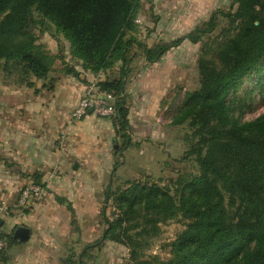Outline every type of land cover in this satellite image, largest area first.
Listing matches in <instances>:
<instances>
[{
  "label": "rangeland",
  "instance_id": "374dc122",
  "mask_svg": "<svg viewBox=\"0 0 264 264\" xmlns=\"http://www.w3.org/2000/svg\"><path fill=\"white\" fill-rule=\"evenodd\" d=\"M238 5L235 0H138L132 27L126 29L124 36L135 39L129 50L130 62L122 69V62L115 60L97 73L85 70L83 62L73 56L64 33L49 19L43 20L36 8L32 9L28 31L50 56V74H72L68 71L74 69L77 73H92L94 82L99 84L124 74V89L116 101L124 102V107L130 101L135 109L134 124L130 125L128 119L127 131L115 144L121 155L105 198L98 202L101 211L94 219L90 217L94 231L77 245L66 240L65 247L56 249V255L63 257L56 264H168L173 258V243L188 223L179 209L180 199L187 194L186 182L202 170L197 157L200 137L190 119L181 123L175 120L186 107L189 95L201 89V60H214L222 67L217 53L240 30L241 22L234 18ZM212 18L215 29L200 41L185 38L159 60H147L149 47L172 43L207 26ZM4 62L0 58L1 66ZM12 66V73H2L0 82L22 89L19 95L43 96V79L30 74L22 63ZM52 81L53 77L49 84ZM226 105L231 118L241 122L264 115V59L230 91ZM136 184L160 185L171 196L168 206L155 209L144 202L134 207L130 201L119 203L121 193ZM4 187L5 184L0 185V194ZM170 209H175L174 215L168 214ZM81 230L75 232V239L81 236ZM3 231L10 234L7 222ZM13 244L0 253V264H13L9 256Z\"/></svg>",
  "mask_w": 264,
  "mask_h": 264
},
{
  "label": "trees",
  "instance_id": "16d2710c",
  "mask_svg": "<svg viewBox=\"0 0 264 264\" xmlns=\"http://www.w3.org/2000/svg\"><path fill=\"white\" fill-rule=\"evenodd\" d=\"M137 1L0 0V58L5 60L0 76L22 63L36 78L48 77L50 56L28 31L33 8L64 33L85 70L97 73L115 60L122 62L123 69L130 62L129 50L135 41L124 36L132 27ZM235 1L239 5L234 18L241 26L217 53L222 67L214 60H201V89L189 95L175 120L190 119L200 137L197 157L202 170L186 182L187 194L181 196L179 209L188 223L173 243L174 256L168 264H264V115L241 122L231 118L226 105L230 91L264 59V0ZM214 19L172 43L149 47L147 60H159L185 38L200 41L215 29ZM68 72L79 75L74 69ZM122 76L100 85L117 98L124 89ZM116 107L122 134L127 131L129 110L118 100ZM170 200L157 184L133 185L118 198L119 203L130 201L132 207L144 202L155 209L168 206ZM169 212L174 215L176 211ZM112 226L114 231L116 224ZM3 234L9 246L16 242L12 234Z\"/></svg>",
  "mask_w": 264,
  "mask_h": 264
},
{
  "label": "crops",
  "instance_id": "0c3cea01",
  "mask_svg": "<svg viewBox=\"0 0 264 264\" xmlns=\"http://www.w3.org/2000/svg\"><path fill=\"white\" fill-rule=\"evenodd\" d=\"M56 74L43 79V96L19 95L22 89L0 82V185L6 186L0 198H15L30 182L45 186L43 199L30 211L5 219L14 237L20 227L29 230L27 240L15 237L13 252L9 249L13 264H56L63 258L56 249L65 247L66 240L76 245L87 240L94 231L90 217L101 211L98 202L105 198L121 155L115 146L122 137L115 117L71 118L93 74ZM129 103L133 125L135 109Z\"/></svg>",
  "mask_w": 264,
  "mask_h": 264
},
{
  "label": "built area",
  "instance_id": "2783aa9c",
  "mask_svg": "<svg viewBox=\"0 0 264 264\" xmlns=\"http://www.w3.org/2000/svg\"><path fill=\"white\" fill-rule=\"evenodd\" d=\"M89 114L103 118H114L117 116L116 96L108 89L103 88L99 83L91 82L86 87L78 104L71 113L74 121H80ZM63 134L61 139L63 140ZM45 187L38 182H30L21 187L15 198H0V251L9 248V240L3 234L5 219L14 213L29 210L37 205L44 197Z\"/></svg>",
  "mask_w": 264,
  "mask_h": 264
},
{
  "label": "water",
  "instance_id": "95a60500",
  "mask_svg": "<svg viewBox=\"0 0 264 264\" xmlns=\"http://www.w3.org/2000/svg\"><path fill=\"white\" fill-rule=\"evenodd\" d=\"M2 224V221H0V225ZM29 235V230L23 227H20L16 230L15 237L19 238L20 240H27Z\"/></svg>",
  "mask_w": 264,
  "mask_h": 264
}]
</instances>
